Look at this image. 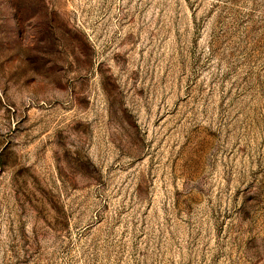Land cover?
<instances>
[{
    "label": "rangeland",
    "instance_id": "rangeland-1",
    "mask_svg": "<svg viewBox=\"0 0 264 264\" xmlns=\"http://www.w3.org/2000/svg\"><path fill=\"white\" fill-rule=\"evenodd\" d=\"M0 264H264V0H0Z\"/></svg>",
    "mask_w": 264,
    "mask_h": 264
}]
</instances>
